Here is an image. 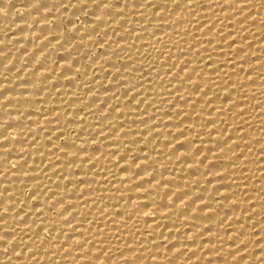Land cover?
<instances>
[{
  "label": "bare ground",
  "instance_id": "6f19581e",
  "mask_svg": "<svg viewBox=\"0 0 264 264\" xmlns=\"http://www.w3.org/2000/svg\"><path fill=\"white\" fill-rule=\"evenodd\" d=\"M0 264H264V0H0Z\"/></svg>",
  "mask_w": 264,
  "mask_h": 264
}]
</instances>
